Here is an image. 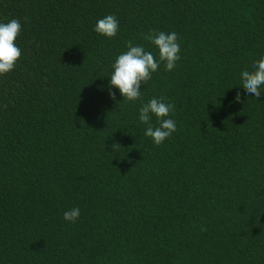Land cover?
I'll return each instance as SVG.
<instances>
[{"label":"trees","instance_id":"16d2710c","mask_svg":"<svg viewBox=\"0 0 264 264\" xmlns=\"http://www.w3.org/2000/svg\"><path fill=\"white\" fill-rule=\"evenodd\" d=\"M109 14L111 39L93 30ZM10 19L22 56L0 76V264H264V93L238 87L264 56V0H0ZM150 30L181 45L141 89L174 105L160 146L140 101L107 94L128 43L156 54Z\"/></svg>","mask_w":264,"mask_h":264},{"label":"clouds","instance_id":"9594fccd","mask_svg":"<svg viewBox=\"0 0 264 264\" xmlns=\"http://www.w3.org/2000/svg\"><path fill=\"white\" fill-rule=\"evenodd\" d=\"M93 30L98 35L111 39L119 31V22L115 16L105 15L96 21ZM21 31L22 25L17 19L0 22V76L13 71L22 56L17 43ZM143 39L155 48L156 54L146 50L143 45L128 43L127 50L119 54L111 65L107 94L113 101L116 100L117 92L123 101H140L137 118L145 125L143 134L154 145L160 146L177 131L176 121L172 118L174 105L155 97L143 102L141 89L161 64L169 72L177 67L181 59V45L175 31L150 30ZM239 81L240 89L259 99L264 93V56L254 60L250 68H243L239 73ZM241 99L238 91L235 102ZM153 118L155 125L152 123ZM80 215V208L72 207L63 212V220L75 223Z\"/></svg>","mask_w":264,"mask_h":264}]
</instances>
